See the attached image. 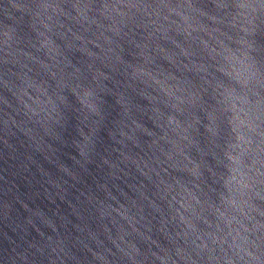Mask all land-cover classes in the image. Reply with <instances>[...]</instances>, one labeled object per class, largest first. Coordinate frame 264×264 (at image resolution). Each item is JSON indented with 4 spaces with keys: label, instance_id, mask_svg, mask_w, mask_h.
<instances>
[{
    "label": "water",
    "instance_id": "obj_1",
    "mask_svg": "<svg viewBox=\"0 0 264 264\" xmlns=\"http://www.w3.org/2000/svg\"><path fill=\"white\" fill-rule=\"evenodd\" d=\"M0 264H264V0H0Z\"/></svg>",
    "mask_w": 264,
    "mask_h": 264
}]
</instances>
